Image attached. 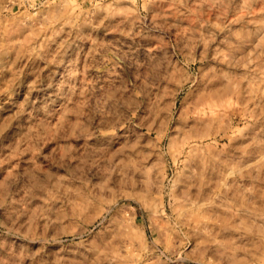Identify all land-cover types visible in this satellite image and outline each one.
<instances>
[{"label": "clouds", "instance_id": "1", "mask_svg": "<svg viewBox=\"0 0 264 264\" xmlns=\"http://www.w3.org/2000/svg\"><path fill=\"white\" fill-rule=\"evenodd\" d=\"M160 3L28 0L27 21L0 28V52H19L0 56V264H111L116 245L127 264H212L204 257L213 246L215 264H264V176L243 156L194 144L188 150L198 158L187 172L173 169L168 184L159 169L150 172L166 133L169 141L199 139L185 113L198 90L168 92L179 34L174 43L160 31L173 27L158 23L167 16ZM0 9L10 10V0ZM247 14L264 24V0H247ZM230 94L260 107L246 85ZM164 95L173 99L162 106ZM173 121L169 133L162 125ZM252 143L264 161V141ZM232 176L251 187L237 198L234 238L220 241L222 220L194 221L193 196Z\"/></svg>", "mask_w": 264, "mask_h": 264}, {"label": "rangeland", "instance_id": "2", "mask_svg": "<svg viewBox=\"0 0 264 264\" xmlns=\"http://www.w3.org/2000/svg\"><path fill=\"white\" fill-rule=\"evenodd\" d=\"M4 2L9 3V0ZM27 3L28 0H10V10L4 12L0 9V28L5 23L15 27L27 21L28 12L34 10L27 9ZM209 3L217 6L209 7L204 0H161L157 9L167 12L166 19L158 23L173 25L171 29L161 28L160 31H168L174 43L179 34L180 52L177 57L172 58L173 84L168 92L175 93L177 98H182L191 95L193 89L198 90L196 100L185 109V113L188 119L195 122V131L199 134V139L196 136H186L184 139L169 141L168 133H166L162 143L165 154L162 158L155 160L153 169H150V172L159 169L164 176H167L169 179L165 181V184L172 179L173 169H184L187 172V166L198 158V153L189 152L190 145L207 144L211 148L213 142L228 145L229 149L236 153L237 158L243 156L244 164L251 165L256 172L264 176V161H261L252 143L264 141V115H261L264 110V98H262L264 97V44L260 42V36L264 35V24L260 23L258 16L247 14V0H209ZM172 4H175V7H171ZM18 54L15 48L0 52V56ZM40 55H43V52ZM242 84L247 86L249 99L254 97L256 105L260 107L248 101H245L242 106L240 101L230 94V88L239 90ZM210 91H217L219 94L217 113L207 115L196 113L199 100L211 93ZM172 99V95H164L162 106ZM221 113L224 114L221 115ZM221 122L222 124H219ZM174 126V121L171 125H162L169 129V133ZM185 140L189 141L187 149L180 157H176L177 149L182 145L180 143ZM243 166V164L234 165V171L239 173ZM252 167L247 168L246 171L252 172ZM256 172L252 174L255 175ZM235 179V176L227 179L217 178L214 181V188H211L212 192L207 184H202L198 193L193 196V203L198 209L197 211L194 208V221L210 225L217 218L222 220V225H216L219 231L216 239L220 241L234 238L235 229L232 228V224L242 218L239 216L233 218L237 198L243 200L246 195L243 189L251 187L250 184L236 186L233 184ZM220 197H226V199ZM160 199L163 202V210L169 211L168 197L161 195ZM176 199L180 200L181 196L177 195ZM146 204L153 213L160 209V205L155 202L147 201ZM221 204L225 207H219ZM201 205L204 206L201 207ZM180 211L182 213L183 209ZM205 214L207 215L204 216ZM129 231L133 237H140L138 230L129 228ZM193 244L194 242H190L186 251H190ZM204 246L202 242L201 254ZM132 251H135L134 247ZM113 255L117 259L111 261V264H127L118 258L122 255L118 245L114 247ZM217 256V247L213 246L204 258L210 259L212 264H215ZM180 258L183 259V256ZM190 264H195V261H191Z\"/></svg>", "mask_w": 264, "mask_h": 264}, {"label": "bare ground", "instance_id": "3", "mask_svg": "<svg viewBox=\"0 0 264 264\" xmlns=\"http://www.w3.org/2000/svg\"><path fill=\"white\" fill-rule=\"evenodd\" d=\"M251 38H253V37H251ZM238 51V50H237ZM243 53V52H242ZM231 54V53H230ZM236 54V53H235ZM233 55V54H232ZM236 57V56H235ZM236 58H238V57H236ZM235 61V60H234ZM226 82V81H225ZM240 82V81H239ZM221 85V84H220ZM235 85V84H234ZM236 86V85H235ZM213 87V86H212ZM234 87V86H233ZM209 88V87H208ZM227 89H229V88H227ZM229 90H231V88L229 89ZM253 90V89H252ZM254 90H256V89H254ZM261 90V89H260ZM209 91V90H208ZM211 92V91H210ZM218 97H219V94L217 93V91L216 92H214V91H212L211 93H209L208 95L206 94V96H204L203 98H201L200 100H199V102H198V104H197V107H196V113H198V114H201V115H207V114H209V113H211V114H215V113H217V108L219 107V101H218ZM233 99V98H232ZM223 100V99H222ZM225 106V105H224ZM223 107V106H222ZM225 108V107H224ZM220 109V108H219ZM194 114V113H193ZM224 114V113H223ZM222 113H221V115H223ZM220 115V114H219ZM211 116V115H210ZM216 116V115H215ZM206 117V116H205ZM196 119L198 120V118L196 117ZM208 119H210V117L208 118ZM219 119V118H218ZM210 121V120H209ZM220 121H222V119L220 120ZM219 124H222V122L221 123H219ZM216 132V131H215ZM218 132V131H217ZM202 139H204L203 137H201ZM188 140H189V138H188ZM188 140H185L183 143H180V144H182V145H180V148L179 149H177L178 150V154H177V156L176 157H180L184 152H185V150L187 149V143H189V141ZM190 140H191V138H190ZM178 141H180V140H178ZM172 144H170V146H171ZM174 145V144H173ZM191 146V145H190ZM178 147V146H177ZM173 149V148H172ZM175 150V149H174ZM177 150H175V151H177ZM173 151V150H172ZM171 151V152H172ZM193 153V152H192ZM187 154V153H186ZM189 154V153H188ZM173 156V155H172ZM175 157V156H174ZM190 157H192V156H190ZM174 159V158H173ZM176 160V159H175ZM214 186V185H213ZM214 188V187H213ZM206 190V189H205ZM207 191V190H206ZM211 192H212V190H211ZM202 194V193H201ZM209 196V195H208ZM210 197V196H209ZM210 201H211V198H210ZM196 202V201H195ZM204 206V205H203ZM206 207V206H205ZM197 209V208H196ZM200 211V210H199ZM207 214H205L204 216H206Z\"/></svg>", "mask_w": 264, "mask_h": 264}]
</instances>
